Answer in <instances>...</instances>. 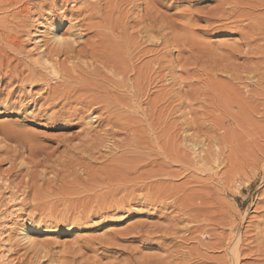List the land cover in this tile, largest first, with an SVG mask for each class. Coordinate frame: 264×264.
I'll list each match as a JSON object with an SVG mask.
<instances>
[{
	"label": "rangeland",
	"instance_id": "rangeland-1",
	"mask_svg": "<svg viewBox=\"0 0 264 264\" xmlns=\"http://www.w3.org/2000/svg\"><path fill=\"white\" fill-rule=\"evenodd\" d=\"M263 128L264 0H0V264H264Z\"/></svg>",
	"mask_w": 264,
	"mask_h": 264
},
{
	"label": "bare ground",
	"instance_id": "bare-ground-1",
	"mask_svg": "<svg viewBox=\"0 0 264 264\" xmlns=\"http://www.w3.org/2000/svg\"><path fill=\"white\" fill-rule=\"evenodd\" d=\"M110 3V2H109ZM225 3H223V5H224ZM224 9V8H223ZM102 10V9H101ZM232 11V10H231ZM17 12H19V11H17ZM101 24V23H100ZM60 26L59 25H57V26H55V27H52L51 28V33H52V37H51V39H52V41H53V43L57 46V47H60V48H58L56 51H55V55L56 56H58V54L59 53H63V54H67V53H69L70 52V49H71V47L72 46H69V45H72V43L74 42L73 41V39L70 41V43H68L65 39H62V38H60L58 35H57V29L59 28ZM247 38H249V37H247ZM61 47L63 48L62 49V51L60 50L61 49ZM65 49V50H64ZM106 49H108V47H106ZM111 50H113V48L111 49ZM74 53V52H73ZM104 53V52H103ZM42 56V55H41ZM44 57H47V58H51L50 56H47L46 54H44L43 55ZM66 60H68V61H73V60H77V61H79L80 63H83V62H81L80 61V55L78 54V55H75V56H72V55H66ZM99 59V58H98ZM45 61H48V59H46L45 58ZM44 61V62H45ZM93 61V60H92ZM67 62V61H66ZM105 62L108 64V65H106V63L104 64V65H106L105 67L109 70V72H111V73H113L114 74V72H117V68H119V62H116V57H110L109 55L106 57V59H105ZM69 63V62H68ZM49 65L48 66H46V67H44L46 70H48V75H52V76H56L58 73H59V71H60V69H59V67H57L56 66V64H50V63H48ZM94 64V63H93ZM72 70V69H71ZM41 74H43V73H41ZM41 74H39V77L40 76H43V75H41ZM115 75V74H114ZM118 75V74H117ZM58 76V75H57ZM100 76V78L103 80H105V82H107V83H113L114 81H113V79L112 78H110V79H107L106 77H104V76H102V75H99ZM53 77V78H54ZM52 78V77H51ZM59 78V77H58ZM72 98V97H71ZM94 98L95 97H93V96H89V97H87L86 99H84V100H82L81 102L82 103H88V102H92L93 100H94ZM236 100V99H235ZM113 101V100H112ZM239 102H240V100H238ZM237 102V101H236ZM65 104V103H64ZM237 104V103H236ZM240 105V104H239ZM249 105V104H248ZM87 106V105H86ZM234 107H235V105H233ZM93 118H95V120L93 121ZM102 119V118H101ZM99 120V118H97V115H94L93 117H90L89 116V123L90 122H97ZM100 121V120H99ZM105 122H115L114 120H113V118H111V117H108L107 119H105L104 120ZM248 125V124H247ZM250 125V124H249ZM254 127V126H253ZM246 128V127H245ZM262 128V127H261ZM239 129V128H238ZM264 129V128H263ZM221 131V130H220ZM240 135V134H239ZM249 136V135H248ZM127 138V137H126ZM225 138H226V136H225ZM228 138H229V141H230V137L228 136ZM244 138V137H243ZM191 139V138H190ZM223 140H226V139H224V138H222ZM241 139V138H240ZM248 139V138H247ZM121 141H123V140H121ZM231 141H232V145L230 146V148H229V150L228 149H226L229 153V163L231 164V165H233V166H235V167H237L238 169H240V168H244V167H248V166H250V164H254V163H256L260 158L261 159H263L264 158V149L263 148H258V149H256L255 151H252V152H250L248 149H245L244 147H239L238 146V144H237V137H236V135L235 134H232L231 135ZM244 141V140H243ZM125 142V141H124ZM242 142V141H241ZM229 143V142H228ZM245 143V142H244ZM253 143V142H252ZM195 144V143H194ZM204 144V143H203ZM218 142H216L214 145H215V147L216 148H218V151H216V150H212L213 151V159L216 161V162H219V159L221 160V158H219L220 157V152H219V146H218ZM196 145H198V144H196ZM229 145V144H228ZM194 147H196V146H194ZM254 147V146H253ZM223 149V148H222ZM223 150H225V149H223ZM163 151V150H162ZM179 151V150H178ZM226 153V152H225ZM194 154V153H193ZM222 154H223V152H222ZM223 155H225V154H223ZM210 156H211V154H210ZM222 157H224V156H222ZM167 158V157H166ZM227 160L228 159H226V162H227ZM225 162V163H226ZM215 163V162H214ZM227 164H228V162H227ZM245 164V165H244ZM229 165V164H228ZM260 173V172H259ZM261 174V173H260ZM257 175V174H256ZM3 181V180H2ZM262 235V234H261ZM21 237H22V239L25 241V242H30V236H29V232H28V229L27 228H25V229H23L22 231H21ZM239 237V236H238ZM234 241H236V240H234ZM237 241H238V238H237ZM258 242H260L259 240H257ZM235 243V246H237L236 245V243H238V242H234ZM234 243H233V245H234ZM259 246V245H258ZM234 247V246H233ZM234 248H232V250H233ZM236 249V248H235ZM264 249V248H263ZM231 250V251H232ZM233 252L234 251H232L231 253L233 254ZM235 253H236V255L235 256H237V250H235ZM235 256L233 257V258H235ZM239 258V257H238Z\"/></svg>",
	"mask_w": 264,
	"mask_h": 264
}]
</instances>
